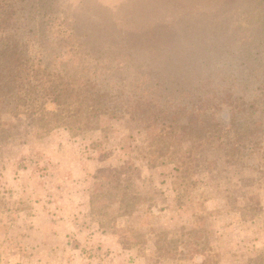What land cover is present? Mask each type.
<instances>
[{
	"label": "rangeland",
	"instance_id": "obj_1",
	"mask_svg": "<svg viewBox=\"0 0 264 264\" xmlns=\"http://www.w3.org/2000/svg\"><path fill=\"white\" fill-rule=\"evenodd\" d=\"M37 1L26 0V13L39 15L26 21L34 45L73 48L90 76L137 80L136 92L156 101L207 100L215 88L230 100L242 94L244 119L234 113L233 125L260 126L242 151L244 169L185 173L157 152L136 153L143 146L127 115L42 135L23 116L3 115L15 128L0 140V264H264V112L246 116L258 98L244 86L264 57V0ZM225 104L215 117L227 124ZM141 109L155 136L163 117Z\"/></svg>",
	"mask_w": 264,
	"mask_h": 264
},
{
	"label": "trees",
	"instance_id": "obj_2",
	"mask_svg": "<svg viewBox=\"0 0 264 264\" xmlns=\"http://www.w3.org/2000/svg\"><path fill=\"white\" fill-rule=\"evenodd\" d=\"M32 8L33 5L27 4L26 0H0V140L5 134L6 138L9 137L8 132L15 128L13 125L7 127L3 115L9 118L23 116L40 135L60 126L79 129L100 115L121 120L127 115L138 126L137 138H140L138 140L143 148L135 146L134 151L143 158L157 152L161 163L173 159L177 163L173 169L185 173L200 165L206 169L211 167L214 172L221 163L234 169L237 166L242 169L246 167L242 151L248 144L246 142L259 130L260 121L251 119L242 128L233 125L234 113L243 118L242 94L237 100H230L227 91L215 88L207 100L204 94L190 96L178 93L156 96V101L154 96L146 98L143 95L148 94L136 92V87H139V83L136 85L137 80L127 83L118 80L113 84L106 82V78L99 80L90 76V69L73 57V48L66 50L52 45L44 49L41 43L33 44L28 34L31 29L27 30L26 26L30 20L38 21L39 15L26 13L27 9ZM24 12L26 16L23 18ZM42 18L40 24L43 23ZM244 82V86L252 89L251 96L258 98L257 101L252 100L253 103L247 101V108L253 111L247 112L246 116L251 117L257 106L264 112V57L255 68L254 79ZM108 88L114 91L112 97ZM112 99L114 105L121 101L129 109L116 110L118 105L113 108V105L108 104ZM161 102L162 106L158 105ZM220 104L229 105L232 109L227 124L215 117V109ZM142 106L148 107L150 111L156 108L160 117H163L158 119L161 122L154 130L155 136L151 137L147 129L146 121L150 114L142 110ZM167 114L172 117L170 122L162 120ZM121 115L125 116L121 118ZM262 133L264 135V130Z\"/></svg>",
	"mask_w": 264,
	"mask_h": 264
},
{
	"label": "crops",
	"instance_id": "obj_3",
	"mask_svg": "<svg viewBox=\"0 0 264 264\" xmlns=\"http://www.w3.org/2000/svg\"><path fill=\"white\" fill-rule=\"evenodd\" d=\"M102 233V232H101ZM113 256V255H112Z\"/></svg>",
	"mask_w": 264,
	"mask_h": 264
}]
</instances>
